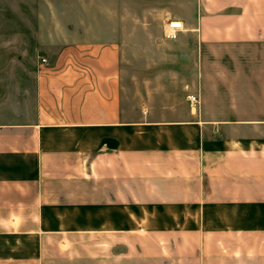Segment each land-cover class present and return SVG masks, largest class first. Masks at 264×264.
I'll list each match as a JSON object with an SVG mask.
<instances>
[{
    "label": "crops",
    "instance_id": "0c3cea01",
    "mask_svg": "<svg viewBox=\"0 0 264 264\" xmlns=\"http://www.w3.org/2000/svg\"><path fill=\"white\" fill-rule=\"evenodd\" d=\"M20 1L47 62L0 119V264H264V72L225 74L212 111L194 92L127 119L124 0ZM172 2L196 47L264 48V0Z\"/></svg>",
    "mask_w": 264,
    "mask_h": 264
},
{
    "label": "rangeland",
    "instance_id": "374dc122",
    "mask_svg": "<svg viewBox=\"0 0 264 264\" xmlns=\"http://www.w3.org/2000/svg\"><path fill=\"white\" fill-rule=\"evenodd\" d=\"M172 1L170 6L167 0H153L147 10V0H139L144 15L145 11L155 13L148 24L145 17L141 21L132 16L131 0H124L121 81L127 119L140 118L150 111L162 115V111L185 110L187 95L194 92L204 109L212 111L217 93L211 88L220 89L224 96L231 89L233 80L229 83L225 74L232 78L233 73L264 72V48L196 47L194 38L187 35L185 24L177 17L189 16V3L180 10ZM28 8L24 1L0 0V119L5 121L19 120L28 114L22 108L34 100L36 61L45 59L35 47L33 34L19 32L30 30L34 23ZM173 21L181 26L170 27ZM198 73L206 75V80H197ZM250 83L254 87L258 81Z\"/></svg>",
    "mask_w": 264,
    "mask_h": 264
},
{
    "label": "bare ground",
    "instance_id": "6f19581e",
    "mask_svg": "<svg viewBox=\"0 0 264 264\" xmlns=\"http://www.w3.org/2000/svg\"><path fill=\"white\" fill-rule=\"evenodd\" d=\"M181 24L180 23H178V22H173V23H171V27H178V26H180Z\"/></svg>",
    "mask_w": 264,
    "mask_h": 264
},
{
    "label": "built area",
    "instance_id": "2783aa9c",
    "mask_svg": "<svg viewBox=\"0 0 264 264\" xmlns=\"http://www.w3.org/2000/svg\"><path fill=\"white\" fill-rule=\"evenodd\" d=\"M43 62H47V60L46 59H43Z\"/></svg>",
    "mask_w": 264,
    "mask_h": 264
}]
</instances>
